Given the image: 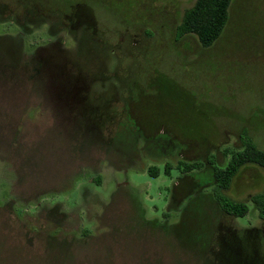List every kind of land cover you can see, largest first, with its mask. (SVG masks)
<instances>
[{"label":"rangeland","instance_id":"obj_1","mask_svg":"<svg viewBox=\"0 0 264 264\" xmlns=\"http://www.w3.org/2000/svg\"><path fill=\"white\" fill-rule=\"evenodd\" d=\"M37 1L0 0V264H264V168L225 191L242 218L176 168L264 150V0L208 49L176 38L196 0Z\"/></svg>","mask_w":264,"mask_h":264},{"label":"trees","instance_id":"obj_2","mask_svg":"<svg viewBox=\"0 0 264 264\" xmlns=\"http://www.w3.org/2000/svg\"><path fill=\"white\" fill-rule=\"evenodd\" d=\"M233 1L196 0L195 4L185 11L176 29V38L182 40L187 36H195L202 48H211L225 31ZM240 140L241 146L233 152L224 167L218 166L213 159L192 162L180 159L176 165L177 169H183L182 172L187 174L210 167L212 180H215L212 185L213 197L224 214L235 218L247 216L250 212L249 205L234 201L225 191L230 190L234 179L245 166L258 165L264 168V150L257 147L246 130L242 131ZM173 168L172 164L168 163L165 173L170 174ZM149 172L159 176L157 171L150 169ZM252 201L259 210L260 219L264 220V194L255 196Z\"/></svg>","mask_w":264,"mask_h":264},{"label":"flooded vegetation","instance_id":"obj_3","mask_svg":"<svg viewBox=\"0 0 264 264\" xmlns=\"http://www.w3.org/2000/svg\"><path fill=\"white\" fill-rule=\"evenodd\" d=\"M25 1V0H24ZM37 3H38V1L37 0H35ZM29 3V2H28ZM30 3H32V1L30 2ZM29 3V4H30ZM27 4V3H26ZM4 5V4H3ZM1 6V5H0ZM24 6V5H23ZM26 6V5H25ZM3 8L2 9H0V12H3L4 10H11L10 8V5H8V4H6V5H4V6H2ZM23 8V7H22ZM19 10H20V8H19ZM37 13H38V9H37V7H33L32 9H30V11H29V16H32V17H29L28 19L29 20H31V21H33L34 19H31V18H33V16L34 15H37ZM60 12L59 11H57V14H59ZM41 15H42V13H41ZM59 15H61V16H63L64 17V20H65V25L67 26V28H66V26L65 25H63L61 28H58V30L59 31H63V30H66V29H68L69 28V25H68V23L69 24H72V21H73V18L71 17L70 18V15H68V14H66V15H64L63 13H60ZM71 19V21H69ZM35 20H37V19H35ZM45 22V21H44ZM15 24V23H14ZM56 25V24H55ZM58 27V26H57Z\"/></svg>","mask_w":264,"mask_h":264}]
</instances>
